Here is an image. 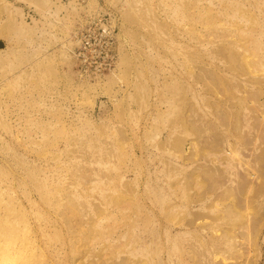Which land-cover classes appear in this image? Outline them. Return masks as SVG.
I'll return each mask as SVG.
<instances>
[{
	"label": "rangeland",
	"instance_id": "obj_1",
	"mask_svg": "<svg viewBox=\"0 0 264 264\" xmlns=\"http://www.w3.org/2000/svg\"><path fill=\"white\" fill-rule=\"evenodd\" d=\"M0 264H264V0H0Z\"/></svg>",
	"mask_w": 264,
	"mask_h": 264
},
{
	"label": "built area",
	"instance_id": "obj_2",
	"mask_svg": "<svg viewBox=\"0 0 264 264\" xmlns=\"http://www.w3.org/2000/svg\"><path fill=\"white\" fill-rule=\"evenodd\" d=\"M76 42L71 55L80 78L100 82L116 69L119 48L113 12L88 18L78 31Z\"/></svg>",
	"mask_w": 264,
	"mask_h": 264
},
{
	"label": "bare ground",
	"instance_id": "obj_3",
	"mask_svg": "<svg viewBox=\"0 0 264 264\" xmlns=\"http://www.w3.org/2000/svg\"><path fill=\"white\" fill-rule=\"evenodd\" d=\"M3 235V234H2ZM10 243V241L8 242V244Z\"/></svg>",
	"mask_w": 264,
	"mask_h": 264
}]
</instances>
